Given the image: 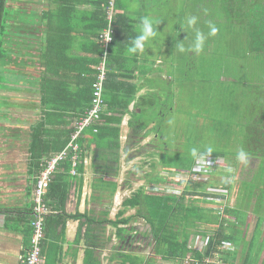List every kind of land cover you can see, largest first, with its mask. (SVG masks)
<instances>
[{
  "label": "trees",
  "instance_id": "obj_1",
  "mask_svg": "<svg viewBox=\"0 0 264 264\" xmlns=\"http://www.w3.org/2000/svg\"><path fill=\"white\" fill-rule=\"evenodd\" d=\"M7 3L8 0H0L1 65L7 57L3 46L9 15ZM89 4L97 7L93 17L90 16L89 53L92 55L86 65L78 67L76 89L70 90L65 83L69 78H65V71L74 65L50 63V54L55 50L49 48L48 42L43 50L40 92L44 111L42 120L30 128L26 165L33 189L46 162L65 149L75 131V122L84 117L90 108L92 84L103 53L100 35L107 26L105 9L108 0H92ZM191 5L193 9L198 7L199 10H207L208 15H200L201 26L211 24L218 29L213 36H207L209 27L200 31L207 36V47L212 49L210 53L215 59L213 73L216 80L221 82L226 78L221 82L223 92H218L219 105L215 107L216 103H209L208 100L212 110L203 115L204 123L201 127H210L211 130L209 134L203 131L204 134H200L197 156L192 155V149L198 143L192 136L187 138L183 154L180 152V142L172 149L173 155H168L167 149L159 148L164 141L159 121L164 116L163 100L166 101V96L176 101V92H158L157 88L150 85V78H146L145 74L149 71L145 69L135 70L144 78L142 84L134 82L133 77L125 80L120 73L115 72V61L121 58L122 65L126 63L124 53L138 35L133 31L128 17L116 10L113 42L109 46L106 61L104 109L99 123L85 129L77 140L80 150L76 154L69 150L51 176L44 202L51 211L60 214L50 212L44 219L42 252L49 231L60 228L63 233L69 219L83 218L85 222L80 225L77 234L78 238L83 237L86 246L83 264H102V251L108 254V264H264V0H194ZM117 7L115 0V9ZM61 9L64 14L73 12L74 1L67 0ZM196 14L192 16L198 17ZM66 16V19H72L70 15ZM188 17L191 15L185 18ZM61 23L64 26L66 22ZM175 31L178 40V28ZM124 35L128 36V40L118 46V40ZM194 35L192 29L186 27L183 42L190 44ZM232 62L234 66L236 62L237 66L244 64L242 73L232 69ZM1 80L0 71V87ZM144 87L156 90L137 97V93ZM61 95L72 98L74 107L71 112H57L59 101L56 98ZM242 96L244 103L239 104ZM64 103L68 107V102ZM126 116H129L128 134L122 147L121 124ZM151 135L153 137L148 146L152 147V151L158 150L159 154L158 162L151 166L153 175L147 174L144 177L145 185L173 183L180 185L182 190L176 194L141 186L121 202V208L110 219L112 201L118 188L120 185L128 187V182L119 185L121 153L125 155V162L132 161L135 153H140L141 143ZM51 139L54 141L51 142ZM207 147H211L212 152L205 155V158H223L226 166L228 164L234 168L238 166L237 153L243 149L247 159L258 161L256 170L248 181H239L235 191L233 181L230 180L231 171H225L223 167L206 172L208 178L225 175L228 180L221 186L210 183L209 179L176 180L179 174H193L196 161L200 155L205 154ZM152 151L150 156L154 155ZM74 155H77L74 177L83 173L84 161L91 157V198L99 210L94 208L89 215L70 216L64 212ZM170 162L172 165L169 166ZM157 166L160 169L154 174ZM208 189L225 190L226 193H212ZM232 195L234 202L230 205L229 197ZM217 198L221 202H216ZM128 211L134 213L126 216ZM0 214L5 215L7 229L14 225L24 227L28 247L30 223L33 220L32 201L25 208L0 207ZM254 218L252 228L250 222ZM137 221L146 226V234L143 236L138 233V227L134 226ZM83 227L85 231L81 235ZM108 228L114 230L112 234H108ZM113 237L116 243H113ZM192 237L208 238L202 252L189 247ZM135 241L149 248V254L145 256L134 252L132 248ZM226 245L231 249H225Z\"/></svg>",
  "mask_w": 264,
  "mask_h": 264
},
{
  "label": "crops",
  "instance_id": "obj_2",
  "mask_svg": "<svg viewBox=\"0 0 264 264\" xmlns=\"http://www.w3.org/2000/svg\"><path fill=\"white\" fill-rule=\"evenodd\" d=\"M67 0H15L17 7L11 0H8L7 7L12 9L13 14L7 23L6 39L4 40V48L7 57L2 67L3 81L0 87V207L8 208H25L31 204L33 186L27 174V162L29 158L28 145L30 143V128L35 123L42 120L43 107L41 105V74H42V54L48 42L49 48L55 52H51L49 62L56 65L70 64L74 65L70 70L65 71L67 75L70 90L76 89V80H78V67L87 64V60L92 54L89 53V26L90 16L93 17L97 11V7L89 4L92 0H73V12L62 13L61 6ZM100 1V0H99ZM118 4V1H117ZM135 10H130L131 0L129 4L123 6L118 4L117 11L119 14L128 17L131 22L132 29L138 23L139 19L145 17L144 6L145 0H140ZM26 5L33 8L21 11L19 14L16 9ZM25 7V6H24ZM136 11V12H134ZM140 11V12H139ZM48 14V15H46ZM62 15V16H61ZM70 15L72 19H66ZM133 17L135 20H133ZM66 22L61 25V22ZM68 21V22H67ZM15 30L18 34L17 42L20 45L14 46L12 41L15 39L10 36V32ZM30 30V31H28ZM128 36L118 40L119 45L126 43ZM122 46V45H121ZM21 48L31 51L27 53L22 51L18 53L17 58L13 59L10 53L13 49ZM158 48V47H157ZM159 49L153 50L151 56L156 71L155 75L162 80H168V76L159 68L161 63ZM152 52V51H151ZM144 53L124 55L126 63L132 61L143 63L148 60L143 56ZM130 55V56H128ZM72 58L73 60H70ZM122 59L116 60V73H120L125 80H131L142 84L144 78L141 74L133 71L128 73L123 70ZM124 64V63H123ZM159 65V66H158ZM146 78H151L154 74L150 71ZM131 77V78H129ZM149 89L144 87L137 93V97L146 95ZM59 102L57 112H71L74 107L70 96L61 95L56 98ZM64 102L68 105L65 106ZM63 104V105H61ZM132 109V105L130 106ZM66 114V113H65ZM129 116H126L121 124V144H125L128 134L127 122ZM54 140L51 139V142ZM91 157H87L84 162V171L77 177L70 176L68 180L69 194L64 206V212L67 215H89L92 209L99 210L98 205L92 203L91 184L93 180V172L91 169ZM6 177L7 179H3ZM2 184V188H1ZM120 185V180H119ZM120 188V187H119ZM119 188L117 192H119ZM116 192L115 202L117 204L118 193ZM114 199V198H113ZM113 203V201H112ZM115 205V206H116ZM110 219L115 216V207H111ZM54 215L60 214L56 211ZM250 222L252 228L253 221ZM85 220L82 218L69 219L66 222L64 232H60V228L49 231V237L45 239V247L42 252L41 264H83L84 251L86 249L83 237L78 238V229ZM248 223V222H247ZM250 225V226H251ZM6 228L5 215L0 214V264H22V258L25 255L27 244L24 227L9 226ZM251 229V227L249 228ZM85 228H82L83 235ZM251 235V233H250ZM249 235V236H250ZM107 253L101 252V262L106 264Z\"/></svg>",
  "mask_w": 264,
  "mask_h": 264
},
{
  "label": "rangeland",
  "instance_id": "obj_3",
  "mask_svg": "<svg viewBox=\"0 0 264 264\" xmlns=\"http://www.w3.org/2000/svg\"><path fill=\"white\" fill-rule=\"evenodd\" d=\"M10 1V0H9ZM14 2L15 0H11ZM118 4L124 5L129 4L130 0H117ZM140 0H131V7L130 10H135L138 7V3ZM194 0H145V10L144 14L145 16L151 18L154 21V28L157 31V36L148 44H146V50L143 54L145 56V59L142 58V60H148L143 63H133L132 61H129L128 64H123V70L128 73V71L133 73V71L137 70H147L151 71L154 76H151L149 79L150 85H153L154 88H157L158 92H176V101H174V98H168L165 96V100H163V103L165 105L164 108V116L163 118H160V129L162 131L163 135V143L160 144L159 148L167 149L168 155L172 154V149L176 147L177 143L181 144L180 148L182 150L181 153L185 150V144L187 143V138L193 137L196 142V146H194V149L198 148V145H200V134L204 133H210L208 128H202L201 125L204 123V114L205 112H208L212 110V105L208 104V100L211 102H215V107L218 106V92H223L222 90V81H225L226 78L222 79L221 82L217 81L215 78L214 66H215V59L212 56L211 47H207V42L205 41L204 49H202L201 52L195 53L191 51L189 48V43L185 44L183 42V35L184 31L186 29V16L194 15V13H197L198 15L197 23L195 25L196 29L202 30L206 29L208 24H205L204 26L202 24V16L208 15L207 10L202 11L199 10V8H192L191 3L193 4ZM13 5L15 8L18 6L17 2H14ZM117 4V6H118ZM197 4V3H196ZM191 5V6H190ZM25 6V7H24ZM21 6L22 8L18 7L16 9L17 13L19 14L21 11H25L28 9H33L30 7H27L26 5ZM12 9L9 10V15L7 17L6 27L9 19L13 14H16V12H12ZM21 10V11H18ZM117 10V9H116ZM209 10V9H208ZM118 12V11H117ZM136 12V11H134ZM140 12V11H139ZM200 16V17H199ZM133 20L135 18L133 17ZM140 21L139 19L138 23L134 25V29L139 32L140 31ZM181 23V24H180ZM209 23V22H208ZM179 25V27H178ZM175 28H178L179 30V39L177 40V37L174 35L176 33ZM30 31V30H28ZM194 32V30L192 29ZM207 31V30H206ZM7 32V29H6ZM31 32V31H30ZM195 33V32H194ZM16 34H18L15 30L10 32V36L13 37L15 40L12 41L14 46H17L19 42L16 40L18 39ZM8 37V36H7ZM6 34L4 38L6 39ZM4 39V40H5ZM183 43L185 47L184 52L178 51L179 44ZM4 46V44H3ZM158 47V48H157ZM159 49L158 52H160L161 57V65L159 66L160 69L168 76L169 81H163L161 78H158L159 75H155L159 72L156 71L153 67L156 64H152L153 60L151 59L154 54L153 50ZM22 51H26L27 53H30L31 51L21 49V48H15L13 49L12 55L13 59L17 58V54L19 53L21 55ZM152 51V52H151ZM128 53L126 51L124 54ZM130 56V55H128ZM152 62V63H151ZM4 63V61H3ZM238 62H236L235 66L233 62L231 63L232 69L238 71L239 73H242L241 68L244 67V64H240V66H237ZM4 64H0V71L2 70V67ZM136 73V72H135ZM213 73V74H212ZM1 81H3L2 71H1ZM153 89V88H151ZM159 89V90H158ZM241 93V92H240ZM210 98V99H209ZM239 104L244 103V97L240 99ZM214 107V108H215ZM169 109V111H168ZM216 109V108H215ZM211 130V129H210ZM204 133H203V132ZM219 132V129L217 130ZM206 134V135H208ZM205 135V136H206ZM153 135L145 139L142 143L140 148V153H135L134 159L129 162H125L124 158L125 155L122 154L121 159V170H120V184L122 182H128V187L126 185L122 186L120 185L118 198H117V204L115 202V197L113 199L112 207H115V214L117 211L121 208V202L130 196V194L135 191L137 188L145 185V179L144 177L147 174H152V163L158 162V150L152 151V147L148 146V143L152 139ZM206 139V137L204 138ZM147 144V145H146ZM154 154L153 156H150V152ZM183 154V153H182ZM257 160L254 159H247V163H242L240 161L237 162V168L230 167L228 164L226 166V163L224 162L223 169L225 171L231 169V182L233 181L234 184V190H236V185L239 181H248L251 176L253 175L254 171L257 167ZM172 165V162H170L169 166ZM160 166H157L155 169L154 174L158 173ZM153 175V174H152ZM186 174H180V177H186ZM175 177V175H173ZM176 180L178 177H175ZM201 179H209L210 183L218 184L221 186L224 181L227 179L225 175H213L211 178H208V174H205L204 177L200 176ZM3 179H7L6 177H2ZM228 180V179H227ZM130 186V187H129ZM145 186H148L145 185ZM2 188V184H1ZM148 188L155 189V190H165V191H173L180 193L182 190V187L178 184L173 185L171 184H162V185H149ZM220 188V187H219ZM211 191L212 189H208ZM217 202V201H216ZM234 202V195L229 197V204H233ZM116 205V206H115ZM112 209V208H111ZM134 211H128L126 216L132 215ZM255 223V218L253 221V224ZM134 226H137L139 231V234H146V226L143 222L137 221V223H134ZM113 229L108 228V234L113 233ZM139 236V235H138ZM147 236V235H145ZM194 237H192L189 241V247L193 248V241ZM113 243H116L115 238L113 237ZM195 245H197L195 243ZM134 252L137 253H143L145 256L149 254V248L143 245V243H138L135 241L133 243ZM108 257V254H107ZM106 260V264H108Z\"/></svg>",
  "mask_w": 264,
  "mask_h": 264
},
{
  "label": "built area",
  "instance_id": "obj_4",
  "mask_svg": "<svg viewBox=\"0 0 264 264\" xmlns=\"http://www.w3.org/2000/svg\"><path fill=\"white\" fill-rule=\"evenodd\" d=\"M106 20L107 26L102 31L100 38L102 42L103 53L101 57V61L97 67V75L95 81L92 84V100L90 104L89 110L85 113L84 117L80 118L75 122V131L72 134L69 143L65 147L63 151H61L56 156L52 157L46 162L44 169L40 172L37 182L34 186L32 193V203H33V220L30 223L31 227V235L29 240V246L26 249L25 255L22 258V264H41L43 256H42V240L44 237V219L50 213L49 208L46 206L44 202V196L46 194L47 186L51 180V176L55 171L57 164L66 156L67 152L70 150L74 154H76L80 148L77 140L81 137L82 132L92 126H95L99 123L100 116L104 109L103 102V91H104V82L106 78V61L109 46L113 42V20L116 15L115 9V0H108V4L106 7ZM110 29L111 39L106 41V34ZM77 155L72 157L73 160V168L71 174L74 176L76 172L74 170L75 161ZM85 162V161H84ZM223 158H215V157H206L204 160L198 159L193 167V174L189 175L185 173L186 177H180L177 175V180H183L190 178L191 180H200V176L207 174L206 172H211L215 168L223 167L224 165ZM184 174V173H183ZM205 180V179H204ZM165 191V190H164ZM209 191V190H208ZM178 194V192L166 191ZM212 193L225 194V190H216L212 189ZM217 202H221V199L217 198ZM220 208V207H218ZM222 208H220L221 210ZM220 213H222L220 211ZM208 238L195 237L193 241V250H198L202 252L206 246ZM195 243L197 245H195ZM225 249H231L229 245L224 247Z\"/></svg>",
  "mask_w": 264,
  "mask_h": 264
},
{
  "label": "clouds",
  "instance_id": "obj_5",
  "mask_svg": "<svg viewBox=\"0 0 264 264\" xmlns=\"http://www.w3.org/2000/svg\"><path fill=\"white\" fill-rule=\"evenodd\" d=\"M197 23V17L191 16L186 18V26L187 28H191L194 30L195 35L191 43L189 44V48L191 51L195 53H199L202 51L205 41L207 39V36H213L217 33L218 29L213 26L209 25L210 31L208 32L207 36L201 32L199 29L195 28V25ZM157 36V31L154 28V21L145 16L140 21V31L139 35H137L130 43V45L127 48V51L129 54H137V53H144L146 50V44L150 43L155 37ZM111 39L110 36V29L108 33L106 34V41ZM186 49L183 45V43L179 44L178 51L184 52ZM212 152L211 147L206 148V152L203 155L199 156L200 160H204L205 155L210 154ZM192 155L195 157L197 156V150L192 149ZM237 159L242 163H247V153L241 149L237 153ZM231 171V169H229Z\"/></svg>",
  "mask_w": 264,
  "mask_h": 264
}]
</instances>
